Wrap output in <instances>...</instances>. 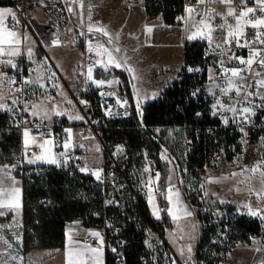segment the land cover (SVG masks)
<instances>
[{"label":"built area","instance_id":"built-area-1","mask_svg":"<svg viewBox=\"0 0 264 264\" xmlns=\"http://www.w3.org/2000/svg\"><path fill=\"white\" fill-rule=\"evenodd\" d=\"M12 6L14 7L16 20H13L11 16L6 18V22L9 25H13L16 21L20 20L22 24H27L33 30L34 36L39 42L40 46L44 48V45L52 44L53 40L59 39L63 31L74 27L77 28L82 37L83 49L85 53V66H87L94 58V53L89 51V41L93 40L96 36H104L102 33H97L95 31L88 32V24L84 20L85 16V6L87 0H83L84 8H79V0L77 3H72L71 0H9ZM71 7L72 12H69L67 9ZM187 7H194L197 11L201 9H206L207 14L211 13L212 9H215L216 12L224 13L226 12L227 5L206 2L205 4H198L197 0H184L183 9L186 12ZM231 7L237 10V14L240 11L244 10L246 7H258L254 3V0H246V4L241 6L240 0H233ZM40 9L43 13L44 18L41 20L39 17L32 15L31 12ZM82 13V17L80 14ZM260 16V13L257 12L255 16L249 14V19H255ZM196 18L201 19V16H196ZM224 21L221 19V16L214 15V19L210 20L209 23L214 28H219V25ZM229 24H235V20L232 17H228ZM261 31H264L262 29ZM255 36V30L251 27L244 28V37L241 38V43L244 39L253 40ZM264 38V37H261ZM231 51L235 52L236 56H241L247 58L249 55L248 49L237 48L233 42L230 45ZM208 55V53L206 52ZM264 55V54H262ZM1 57V56H0ZM225 67H243L239 65L235 60L228 61L226 57ZM36 60L35 55L21 54L18 56L16 67L11 69H5L4 75L9 77L10 80L15 81V83L9 84L12 99L18 98L19 103L17 105H10L13 108L12 111H8L10 123L16 127L22 136H24V130L29 129V134L34 136L42 137L40 134L43 133V138H52L55 140L66 141L69 139V134L65 131L68 127V124L63 115L56 114L52 119L39 118L33 115L32 113V103L36 98V88L34 84L26 85L23 83L26 79H31L29 77V72L31 70L32 64ZM219 76L218 84L220 87H226L222 83L224 77L221 75L219 68V61L216 63ZM209 63L205 61L197 62L196 64L187 62L184 60L183 64L178 70V80L192 77L196 79L197 86H191L186 88L183 94L184 103L178 104L177 108L183 111L184 106L193 102L194 104L200 105V108L195 110L194 118L192 122H187L183 126L192 129L193 137L195 139L202 141L205 147V158L203 163V168L205 172L216 162H218L222 157H226L229 153H233V146L237 142L244 140L249 145H254L257 139H260L261 142L264 141V108H256L255 115H250L248 121H244L243 117L237 113V120L233 121V113L226 112L223 109H220L217 115H212L214 111L212 105L216 103L217 99L222 100L224 104H229V97H235L234 91L229 93L227 96H222L220 94V88L212 89L216 95H213L209 91L207 86V77L204 80V74L208 73L210 68ZM253 70L264 71L260 69L257 64L252 65ZM189 69H194L196 71H189ZM248 82H251L249 79ZM17 87H23L24 92H16ZM183 88L182 85L179 86ZM251 90V89H250ZM196 93L195 96L192 94ZM84 96L86 98V105L84 106V114L86 118V123L84 125L83 133L84 135H89L91 133L97 132L98 124L101 120V110L103 109L102 104L96 102L92 99L90 93V84H88L85 89ZM254 103L259 104V99L254 98ZM28 106V110H24V106ZM243 106L247 107L249 105L244 104ZM236 107L239 109L241 105L237 104ZM199 113L200 115H197ZM221 116H227L229 118V123L225 125L222 121ZM39 126V128H37ZM240 128H244V132L240 131ZM246 133V135H245ZM236 138V142L228 144L230 138ZM188 146L192 144V137H189L186 141ZM164 148V144H162ZM29 151L34 153L37 152L36 147L28 148ZM103 155L106 154L105 151L102 152ZM87 155V149L85 147H80L76 150L75 156L69 161H67L64 167L67 169V172L71 175H77L79 173L78 167H80ZM169 156L176 162V158L172 153H169ZM23 160V150L20 154L16 156L14 161ZM10 173L16 178H20L23 181L32 180L35 176H38L40 173L39 168L33 167L31 165H20L12 168L14 165L13 161L7 162ZM148 163L151 169L157 173V163L155 159L148 158ZM176 164H178L176 162ZM119 169L122 171L118 163L113 162L109 164L105 162L103 165V176L101 181L97 182L96 180L89 181L90 185L95 184L96 182L101 187V196L103 211L95 214L96 217L102 218V224L99 228L102 231V236L104 240V248L106 257L111 259L112 264H126L125 259V250L130 243V223L133 222L130 220V217H127V214L123 211L120 201H121V190L119 183L115 180L113 174L115 170ZM180 170V168H178ZM163 189L157 188L155 191L144 190L140 195L137 194V204H140L144 209L150 224L143 225V235L142 241L146 246V253L141 256L140 264H172L173 259H175V264H199L197 260V254L194 255L192 262L189 257L182 256L178 254L173 247L170 245L167 236L166 230L168 229V222L164 216L156 221L154 216L151 214L148 208V203L155 200L158 203V208L163 215V206L161 200L165 197ZM207 192V195L203 193ZM197 196L201 199H208L209 192L207 187V179H204V182L197 187ZM113 201V203H108ZM42 204L45 201L41 202ZM208 205V202H207ZM223 207L217 208L216 214L220 215L221 220L228 219L227 210L224 212ZM209 212V208H206ZM13 212V210H12ZM210 213V212H209ZM142 220V218H139ZM134 221L138 222V218ZM141 222H138L140 226ZM213 222V221H212ZM218 223V222H214ZM36 225L39 222H35ZM227 225V223H225ZM147 227H152L154 229L153 233L147 230ZM24 239L26 236L33 235V228L26 227L23 228ZM85 241L88 242H99L98 238L93 235L85 236ZM31 241H28V244ZM151 245V247L149 246ZM116 249L115 252L112 249ZM156 254V255H155ZM153 256H159L160 262L154 263L152 260Z\"/></svg>","mask_w":264,"mask_h":264},{"label":"crops","instance_id":"crops-1","mask_svg":"<svg viewBox=\"0 0 264 264\" xmlns=\"http://www.w3.org/2000/svg\"><path fill=\"white\" fill-rule=\"evenodd\" d=\"M111 0H87L85 15L87 17V24H91L94 29L98 27L106 28L110 33L109 36H96L91 40L90 52H93V48H97L98 45H102L105 48H108L112 51L113 56L118 62L121 63V67L117 68L114 65L109 66L108 69H104L96 64L97 60H104L107 62V54L95 55V60L92 63L94 68L95 77L92 79L88 78L87 75V66H85V53L83 49V42L81 37V45L83 51V65L80 67V72L77 68V65L74 66L70 62L64 66V71L66 75V85L69 89L70 95L75 98V101L79 103V106L82 109L83 119L77 120L73 118V113L76 111L73 102L66 96L62 90V95L58 97L57 102L60 104L61 111H57L55 114H52L49 110L47 116L44 115L45 110L51 107L56 101L49 99L48 96L38 94L34 102L32 103V113L34 111L39 112V115H34L39 118L52 119L57 113L63 112L65 120L68 124L67 129H71L70 143L71 147L65 149L63 140H55L52 138H43L39 136L30 135L28 136V145L26 146L25 136H22L23 141V160L14 161L13 164L16 166L20 165H31V166H41V165H56L49 164L44 161H38L35 164H28L26 161L28 159L34 158L33 154L44 155L48 158L53 156L60 160L59 166H65V161H69L75 156V152L80 147H85L87 149V155L84 159L83 164L78 167V171L83 174L91 175L93 178L99 182L103 176V165L107 162L106 156L110 154V149L108 144L104 141L101 136L100 130L97 128V132L91 133L89 135H84L83 129L86 123V118L84 114L85 103L86 101L84 96L85 89L88 84H90V93L94 101L102 104L103 109L100 114L104 115L107 118L113 117L112 115L125 110L127 104L124 101H128L126 95L123 93V82L119 75L115 73L116 70L125 72L128 77L129 86L132 92L133 100L135 106L139 102L140 107L138 113L144 112V106L159 98L164 92L166 86L174 81L178 76V70L185 60V47L189 41L193 40H203L206 44L212 48L216 43H220L224 36L225 32L216 28L217 30L212 34L213 44L210 45L206 39L196 38L189 40V35L192 32L196 31V28L192 26L191 21H177L176 23H168L164 20L161 13L150 15L146 12L144 0H118V4L112 5L113 10L110 8L107 10L104 9L106 4H110ZM105 13V14H104ZM91 15V21L88 20V16ZM188 14L180 17H186ZM196 20H200L195 17ZM122 21V24H118ZM151 28V32L147 29ZM73 29V28H72ZM72 29H67L63 32L60 39H67L68 32ZM76 30V29H74ZM78 31V30H77ZM79 32V31H78ZM80 34V33H79ZM81 36V34H80ZM69 37V36H68ZM64 38V39H65ZM111 38V43L109 39ZM119 48L120 51L116 52L114 49ZM214 51L219 52L214 48ZM5 57V59H4ZM7 55L1 56L0 61H5ZM94 59V58H93ZM218 63V62H216ZM131 68L130 72L128 69ZM212 69V70H211ZM214 69V70H213ZM211 70V71H210ZM84 73L83 87L78 86L79 82V73ZM112 74L109 79L104 77L96 76L98 73ZM217 68L213 66L209 68L207 73V82L209 86L212 85L213 81L210 79V76L215 77V82L218 84ZM30 77V76H29ZM31 78V77H30ZM104 80L106 83L101 86H97L93 81ZM107 81H117L112 83L114 87H117L122 95L118 98L110 88V84ZM71 84V85H70ZM72 85H76L73 87ZM135 85V88L133 87ZM112 92V93H111ZM39 105V108H34L33 106ZM126 109L129 111V105L126 106ZM111 113V114H109ZM72 117V118H70ZM93 135L98 139L99 146L91 145V139H86V137ZM168 135V134H167ZM166 135V136H167ZM44 139H51L53 141L52 145H45L44 149L38 147V144L42 143ZM69 140V139H68ZM263 149H264V141ZM36 147L37 152L34 153L29 151L28 148ZM254 145H249L244 140H241L233 146L234 152L231 153L228 157H224L226 161L236 163L239 167V163H242L245 158L250 154L251 149ZM105 151L106 154L103 155L102 152ZM61 153H66L61 156ZM97 159V160H95ZM223 159V158H222ZM220 159L219 161H221ZM239 160V161H238ZM247 160V159H246ZM218 161V162H219ZM223 161V160H222ZM216 162V163H218ZM264 162L263 151L261 152V161L260 164ZM220 163V162H219ZM8 166V163H0V167ZM57 166V165H56ZM255 166V165H254ZM86 167L87 171L81 172L80 168ZM171 167V166H170ZM9 168V167H8ZM241 169L237 175V178L241 179L245 175L244 171ZM260 170H264L262 167ZM100 172V179L97 180L95 173ZM215 176V175H214ZM15 179L18 181V187L21 189V200L20 208L5 210L0 208V211H4L6 214L0 216V236L3 237V240H7L15 251L17 255L16 263L17 264H67V252L70 247L75 246L76 242L79 245H89L92 248L98 246L99 242H88L85 241V236L91 235L92 232L100 233L102 236V231L99 227H88L85 226L81 217L75 218L72 221H69L65 229V245L63 248L55 247H35L29 251L24 249V184L20 178ZM173 182L172 180V170L170 172L169 185ZM174 184V183H173ZM174 187H177L174 184ZM208 192L210 196L212 195L215 199H220L219 201L223 202H232L237 204L236 201H233L229 196L225 197L224 189L214 192L209 187V180L207 182ZM223 190V191H222ZM184 194H186L184 192ZM170 228H173V222L171 221ZM167 236V235H166ZM167 239L173 249L181 255V249H184L181 246L177 236L175 234H169ZM200 239V231L197 232V237L195 239V245L193 248L192 254L194 255L195 247H198ZM3 240H0L1 245H6ZM7 246V245H6ZM9 247L0 248V253L2 256H9ZM102 264H107V257L105 253V248L102 246ZM12 250V251H13ZM187 251L184 249V254L186 256Z\"/></svg>","mask_w":264,"mask_h":264},{"label":"trees","instance_id":"trees-1","mask_svg":"<svg viewBox=\"0 0 264 264\" xmlns=\"http://www.w3.org/2000/svg\"><path fill=\"white\" fill-rule=\"evenodd\" d=\"M10 3L9 0H0V4ZM146 12L150 15L161 13L168 23H176L178 17L183 14L184 0H144ZM203 40L189 41L185 47V60L196 64L205 61L209 63L210 55ZM208 53V55L206 54ZM123 82V93L129 103L130 115L126 117L113 116L110 118L101 115L98 124L101 136L108 145H123L126 153L119 157V163L124 164L125 173H129L135 163V152L147 151L149 158L155 159L157 172L160 173L158 185L166 191L169 185L170 165L161 157L162 144L172 127L182 128L187 134L183 159L194 174L201 177L205 174L203 168L205 147L202 141L193 137L191 128L184 127L187 122H192L194 112L200 105L193 102L184 106L181 111L178 104L184 103V91L191 86H197L196 79L192 77L179 81L177 78L169 83L162 95L147 103L141 116L135 106L128 77L125 72L116 70ZM112 74L97 73L96 76L109 79ZM206 80L207 74H204ZM182 85L183 88L179 86ZM192 137V144L188 146L186 141ZM236 142V138H230L228 144ZM23 146L20 131L10 123L9 114L6 110H0V163L13 161L20 154ZM264 156V150H263ZM35 167V166H33ZM196 167V168H195ZM40 173L38 176L24 182V227L33 228L34 234L24 239V249L29 251L35 247L63 248L65 245V229L69 221L81 217L85 226L99 227L102 218L95 214L103 211L101 187L96 182L93 185L89 181L95 180L93 176L78 173L71 175L64 166L41 165L37 166ZM130 190V186L127 187ZM45 201L44 204L41 202ZM163 216L171 226V216L168 210V202L164 197L161 200ZM130 207V206H129ZM135 211L138 218L143 222L138 225L137 221L130 223V243L125 250L126 264H140V258L146 253V246L142 241L143 225L150 221L140 204L136 205ZM128 208L127 217L135 213ZM199 211L198 218L203 220L204 229L201 231L198 247L197 260L199 264H219L222 256L219 253L226 247L212 240L217 224L212 222L209 212ZM39 222L38 225L35 222ZM231 238L249 240L252 235H260L264 232V220L251 217L243 213L231 219ZM264 237V233H263ZM31 241L28 244V241ZM216 253V254H215ZM107 264H112L107 259Z\"/></svg>","mask_w":264,"mask_h":264},{"label":"rangeland","instance_id":"rangeland-1","mask_svg":"<svg viewBox=\"0 0 264 264\" xmlns=\"http://www.w3.org/2000/svg\"><path fill=\"white\" fill-rule=\"evenodd\" d=\"M111 1L112 2L110 4H106L104 6L105 10L108 11L109 8L110 10H113L114 7L117 6L116 4H118V0ZM134 1L137 2L138 0ZM112 5L116 6L112 7ZM0 8H10L15 12L14 7L9 2L5 4H0ZM185 13L186 12L183 11V14L181 16L185 15ZM31 14L39 17L41 20L44 18L43 13L40 9L32 11ZM79 14L81 17V13ZM84 20H87L86 15L84 16ZM4 24L10 31H15L21 34V43L19 45H15V47L19 48L20 50L19 55L27 54L36 56V60L32 64L31 70L29 72L31 80L38 81V83L34 84L36 88V95H46L49 97V99H53L56 101L51 107H49L45 111L49 112L50 110L52 114H55L57 111H61V106L59 102H57V99L62 95L63 90V92L66 94L67 97H69V99L73 102V105L75 106L76 111L73 113V118L76 119V117H83L82 109L79 106V103L75 101V98L70 95L69 89L66 85L67 79L64 71V66L68 63L70 64V62L73 63L74 66L77 65L79 67L77 68L79 72L81 70L80 67L83 65L81 36L77 31V28H70L73 29L67 33L69 36H67V39L65 38L66 35L63 36L65 39L59 38V45L52 43L44 45V48H42L37 39L35 38L32 28L27 24H22L20 20H18V23L16 22L13 25H9L5 20ZM118 24H122V21ZM214 32H212V34ZM5 47L7 48L8 46ZM207 47V52L210 55L209 64L211 65V67L213 66V68H217L216 62H218L222 58L218 55L220 51H214L215 45L213 46L214 48L210 46ZM29 48H31V54H29ZM93 51L97 55V48H93ZM95 53L94 59L87 66V73L90 67L93 70L92 78L95 77L94 68L92 67V63L95 60V57H97ZM18 56L10 57L7 55L6 60L11 59L13 61V64L16 65ZM11 68L14 67L5 63H0V81H3L2 83H0V91H2L5 95V99L3 102L8 104L9 106L11 105L12 101V93L8 83L9 77L4 75V70ZM218 71L219 69L217 68V72ZM53 73H55L54 76L52 75ZM83 80L84 73L82 72L79 73L78 86L80 88L83 87ZM111 85L113 84H110V86ZM72 86L75 87L76 85ZM207 86L208 88H210L209 85ZM110 88H112V92L118 98L121 97L120 95L122 94L119 93L120 91L117 87L111 86ZM126 104L129 105L128 101ZM126 106L125 110H121L113 114L112 116L126 117L130 115V111L126 109ZM186 134L187 133L182 128L172 127L164 141V148H162L161 150L162 159L167 161L171 166L170 170H172L173 180V182L168 185L166 191L164 192L165 198L168 202V209H172V213H170L169 211L168 212L171 216V221L173 222V228H170V226H168V229L166 230V235L169 237V234L171 233L177 236L181 246H183L185 251H187L186 256H189L192 262L194 255L197 253L196 246L194 250V255L192 254L195 245V239L197 237V232L199 230L201 235V231L204 229V222L203 220H200L198 218V214L201 210H203L204 214H207L206 208H209L210 213L208 214H210L211 220L213 222H218L216 231L212 236V240L226 247L223 251H221V253H219L220 256H222V260L219 264H264V232L260 235H252L249 240L235 239L231 238V227L230 224L228 225L227 223L231 222L232 218L237 217L240 214H247V209L243 207V205L246 203H259L261 208L264 209V201L259 200V198L255 195L254 192L250 193L247 190L249 186L248 178L250 175L253 177L251 181V186L253 187V189L257 191L259 190V173L260 171L264 170H259L257 173H249L248 171H244L243 174L245 176L241 179L237 178V176L231 175L232 173H238L241 169H251L254 165L260 164L261 152L264 150L263 143L260 139H257L255 141V144L252 147L250 154L247 156V158L243 160L242 163H239L241 165L240 167L236 163L234 164V161H226L224 156L222 157L223 159L221 158L223 161L221 160L219 161L220 163L218 162L213 164L203 176L198 177L194 174V171L189 169V167L185 163V160L183 159ZM86 139H91L90 143L91 145H93V147L100 145L98 139H96V137H94L93 135L86 137ZM108 147L110 149V154H107L106 156L107 162L109 164H113V162H116L122 169V171L116 169L115 173L113 174L115 180L120 185V205L125 214L128 208H131L135 211L138 202L136 195H140L144 190H149V188L145 186L149 178L154 181V183L150 186L152 192L155 191L157 188L161 189V187H159L158 185V181H156V173L151 169L148 163L149 157L147 155V151L143 150L141 152L134 153V157H136L135 163L132 167V170L126 174L125 165H121V163H119L120 152H117L118 148H122V150H125L126 147H124L123 145H108ZM169 153H172L175 156L177 160L176 162L178 164H176V162L169 156ZM229 155H231V153H229ZM229 155H227L226 157H228ZM165 156L167 157V160L164 159ZM178 168H180V170H178ZM145 169H149V171L146 172ZM204 179H207V182L209 180L210 189H212L214 192H216L217 190L220 191L221 189H224L225 197L227 198V196H229V198H231L233 201H236L237 204H234L232 202H221L219 201L220 199H215L212 195L210 196V194L208 199L199 198L196 193L197 187L204 182ZM173 183L177 187H174ZM128 186H130V190L127 189ZM169 187L172 188L171 192L168 191ZM237 188L241 190L237 191ZM177 191L179 192V198H177L176 196ZM184 192L186 194H184ZM169 196H171V200L168 199ZM154 206L157 209L156 212L153 211ZM220 207L225 208L224 212L227 210V220H221L220 215L216 214L217 208ZM148 208L151 214L155 217L154 219L156 221L160 218V216H163L158 208V203L155 200H152L148 203ZM184 209H187V211L192 212V215L185 216ZM174 215L179 217V219H175ZM137 216L138 214L136 211L134 214L129 213L130 220L132 221L138 218ZM141 221L142 220L138 218V222ZM225 223H227V225ZM147 230L151 233H153L154 231L152 227H147ZM188 245H191L190 253L187 250ZM5 247L7 246L1 245L0 243V248ZM8 250L9 256L0 255V261L5 262V264H17V255H15V251L12 247ZM152 260L154 263H159L160 257L153 256Z\"/></svg>","mask_w":264,"mask_h":264},{"label":"snow or ice","instance_id":"snow-or-ice-1","mask_svg":"<svg viewBox=\"0 0 264 264\" xmlns=\"http://www.w3.org/2000/svg\"><path fill=\"white\" fill-rule=\"evenodd\" d=\"M72 3H77V0H71ZM198 4H205L206 2H212V3H219L227 5L226 12L219 13L216 12L215 9L211 10V13H214V15L221 16V19L224 21L219 25L220 30L225 32V36L223 40L220 43L215 44L216 49H220L221 51L218 53L220 57H226L228 61L235 60L239 65H242L243 67H233L228 68L225 67V59L221 58L219 60V68L221 71V75L224 77L222 83L226 85V87H220L219 84L215 82V77L210 76V79L213 81L212 85L209 88V91L212 92L213 95H216L215 92L212 91L214 88H220V94L222 96H227L229 93L233 92L235 93V97H229L230 103L224 104L222 100L217 99L216 103L212 105L214 111L212 112V115H217L220 109H223L226 112L233 113V121L237 120V113H239L240 116L243 117L244 121H248L250 115H255V109L256 108H264V71H256L253 70L252 65L255 63L258 65L260 69H264V31H261L264 29V0H254V3L258 5V7H246L244 10L240 11L239 14H237V10L233 7H231L233 0H197ZM241 6H244L246 4V0H240ZM79 8H84L83 0H79ZM69 12H72L73 9L71 7H68L67 9ZM259 12L260 16L255 19H249V14H252L255 16V14ZM186 13L188 14L186 17H178L181 21H191L192 26L196 28V31L192 32L191 35H189L188 39L193 40L196 38H202L206 39L210 45L213 44V37L212 32H214L216 29H214L211 24L209 23L210 20L214 19V15L207 14L206 9H201L200 11H197L194 7H187ZM8 16H11L13 20H16V14L15 12L10 8H0V56L8 55L10 57H15L20 54L19 48L15 47V45H19L21 43V34L10 31L4 24L6 18ZM196 16H201L202 18L200 20H196ZM82 17V13H81ZM228 17H232L235 20V24H229L228 23ZM83 18V17H82ZM88 20L91 21V15L88 16ZM18 23V21H16ZM245 27H251L255 30V36L253 40L244 39L243 43H241V38L244 37V28ZM149 32H151V28L147 29ZM97 32L102 33L104 36H109L110 33L107 31L106 28L98 27L95 28L89 24L88 25V32ZM235 43L237 48H245L248 49L249 55L247 58L236 56L235 52L231 51L230 45L232 43ZM53 44L59 45L60 41L58 39L52 41ZM109 43H111V38L109 39ZM5 46H8L7 48ZM91 42H89V51H91ZM116 52H119V48L114 49ZM29 54H31V48H29ZM107 54V62L104 60H97L96 64L105 70L109 68V66L114 65L115 67L119 68L121 67V63L116 60V58L113 56L112 51H110L108 48L103 47L102 45L97 46V55ZM0 63H5L8 65H11L12 67H16L15 64H13V61L11 59L6 61H0ZM130 72L132 71L131 68L128 69ZM189 71H196L194 69H189ZM211 71V70H210ZM92 68L90 67L88 69V78L92 79ZM53 76L55 73L52 74ZM249 79H251V82H248ZM3 81H0L2 83ZM97 84V86L104 85L106 82L104 80H98L93 81ZM117 81H107L108 84L115 83ZM9 84L15 83V81L8 80ZM26 85L36 84L38 81H34L31 79H26L23 81ZM55 87V86H54ZM135 88V85H133ZM251 89V90H250ZM16 92H24L25 89L23 87H17L15 89ZM193 96L196 95V93L192 94ZM254 98L259 99L260 103L255 104ZM5 95L2 91H0V110H6V111H12L13 108L10 107L8 104L4 103ZM19 103L18 98H14L11 101L12 105H17ZM82 103H87L86 101H82ZM126 104L127 101H124ZM239 104L241 107L238 109L236 105ZM244 104H247L249 106L245 107ZM34 108H39V105L33 106ZM136 107L139 109L140 104L137 102ZM24 110H28V106H24ZM40 113L37 111L33 112V115H39ZM58 115H64L63 112L57 113ZM111 114V113H109ZM45 116H47V112L44 113ZM140 115L142 116L143 113L141 112ZM197 115H200L197 113ZM72 118V117H70ZM222 121L225 125L229 123V118L227 116H221ZM76 119H83V117H76ZM39 128V126H37ZM69 134V140H66L63 144V147L65 149H68L71 147L70 143V136H71V129L65 130ZM240 131L243 133L244 128H240ZM43 137V133L40 134ZM246 135V133H245ZM24 136H25V145L27 146L28 136H29V129L24 130ZM53 141L51 139H44L42 143L38 144V147L41 149L45 148V145H52ZM122 148H118L117 152H121ZM166 151V150H165ZM66 153H61L60 155L63 156ZM34 158L28 159L26 162L28 164H35L38 161H44L49 164H56L57 166L60 165V160L55 158L54 156L52 158H48L44 155H36L33 154ZM164 159L167 160V157L165 156ZM171 162V161H169ZM66 163V161H65ZM12 168H15L16 165H12ZM262 167H264V162L261 164H257L253 166L251 169H246L242 171H248L249 173H257ZM81 172L87 171L86 167L80 168ZM145 171H149V169H145ZM242 173H232V176L241 175ZM95 176L97 180L100 179V172L97 171L95 173ZM160 173H156V181L159 180ZM252 176L250 175L248 178V191L250 193H255V195L259 198V200L264 201V171H260L259 173V183L260 188L259 190L253 189L251 186ZM170 180V177H169ZM154 183V181L149 178L146 187L149 188V193H151V185ZM18 181L15 179L14 176L11 175L10 170L8 166L0 167V208H3L5 210H12V209H19L21 204V189L17 186ZM237 191H240L241 189L237 188ZM169 192L172 191V188L169 187ZM203 195H207V192L203 193ZM177 198H179V192H176ZM169 200H171V196L168 197ZM150 202H151V195H150ZM223 202V201H221ZM108 203H113V201H109ZM244 208L247 209V214L252 217H260L261 220H264V209L261 208L259 203H246L243 205ZM153 211L156 212L157 209L155 206L153 207ZM170 213H172V209H168ZM6 213L4 211H0V216L5 215ZM184 215L185 216H191L192 212L187 211V209H184ZM175 219H179V217L174 215ZM91 235L95 236L99 240V244L97 247L92 248L89 245H79L78 242H76L75 246L70 247L67 252V264H102V246L104 244L103 237L100 236V233L98 232H92ZM0 240H3V237L0 236ZM3 242L11 248L12 245L7 241L3 240ZM151 247V245H149ZM187 250L190 253L191 252V245L187 246ZM259 250V249H257ZM113 252L116 251V249H112ZM184 254V249H181V255ZM3 255V254H0ZM14 259V258H13ZM0 264H5V262L0 261ZM172 264H175V259H173Z\"/></svg>","mask_w":264,"mask_h":264},{"label":"water","instance_id":"water-1","mask_svg":"<svg viewBox=\"0 0 264 264\" xmlns=\"http://www.w3.org/2000/svg\"><path fill=\"white\" fill-rule=\"evenodd\" d=\"M125 153H126V151H125V150H122V151L119 153V156H123Z\"/></svg>","mask_w":264,"mask_h":264}]
</instances>
